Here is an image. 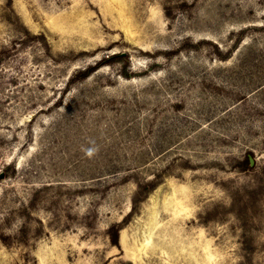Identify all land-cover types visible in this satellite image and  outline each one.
Wrapping results in <instances>:
<instances>
[{"label": "rangeland", "instance_id": "1", "mask_svg": "<svg viewBox=\"0 0 264 264\" xmlns=\"http://www.w3.org/2000/svg\"><path fill=\"white\" fill-rule=\"evenodd\" d=\"M0 264H264V0H0Z\"/></svg>", "mask_w": 264, "mask_h": 264}, {"label": "trees", "instance_id": "2", "mask_svg": "<svg viewBox=\"0 0 264 264\" xmlns=\"http://www.w3.org/2000/svg\"><path fill=\"white\" fill-rule=\"evenodd\" d=\"M126 58L123 54H113L112 56H109L106 59L101 60L100 62L96 63L94 66H89L83 70H79L78 72H76V74L72 77L70 83H74L76 81H81L84 80L86 78H88L93 72H95L103 63H107V62H116L118 60L124 59ZM124 76L126 78H130L132 77L131 74H128L127 72L124 73ZM242 166L246 169H251L252 166L250 164V160L249 158H245L242 162H241ZM136 201V198H134V202ZM120 226H112L109 229V236L111 237V242L113 245L118 246V232L120 230Z\"/></svg>", "mask_w": 264, "mask_h": 264}, {"label": "water", "instance_id": "3", "mask_svg": "<svg viewBox=\"0 0 264 264\" xmlns=\"http://www.w3.org/2000/svg\"><path fill=\"white\" fill-rule=\"evenodd\" d=\"M249 160H250V164L253 165L254 164V160L252 157H249Z\"/></svg>", "mask_w": 264, "mask_h": 264}, {"label": "clouds", "instance_id": "4", "mask_svg": "<svg viewBox=\"0 0 264 264\" xmlns=\"http://www.w3.org/2000/svg\"><path fill=\"white\" fill-rule=\"evenodd\" d=\"M91 154V152H89V155Z\"/></svg>", "mask_w": 264, "mask_h": 264}]
</instances>
